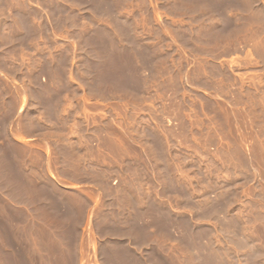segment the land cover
I'll use <instances>...</instances> for the list:
<instances>
[{
    "label": "rangeland",
    "instance_id": "1",
    "mask_svg": "<svg viewBox=\"0 0 264 264\" xmlns=\"http://www.w3.org/2000/svg\"><path fill=\"white\" fill-rule=\"evenodd\" d=\"M10 7L0 264H264V0H114L28 51Z\"/></svg>",
    "mask_w": 264,
    "mask_h": 264
},
{
    "label": "crops",
    "instance_id": "2",
    "mask_svg": "<svg viewBox=\"0 0 264 264\" xmlns=\"http://www.w3.org/2000/svg\"><path fill=\"white\" fill-rule=\"evenodd\" d=\"M14 3L15 7H20V9L15 8ZM113 3L114 0H11L9 28L17 39L11 43L10 49L32 50L30 46L32 39H25L27 41L22 44L23 36L28 37L35 34L60 36L70 33L71 28L85 27L87 19L113 18L115 17L111 12ZM100 24L101 22L98 21L94 25L100 26ZM8 139L12 140L13 137L9 136Z\"/></svg>",
    "mask_w": 264,
    "mask_h": 264
}]
</instances>
